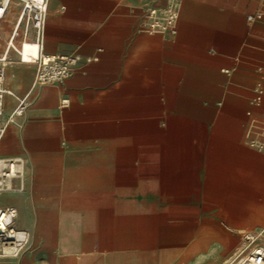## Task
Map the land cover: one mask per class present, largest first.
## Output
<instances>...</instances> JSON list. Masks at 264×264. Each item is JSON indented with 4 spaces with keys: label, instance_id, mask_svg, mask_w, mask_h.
I'll use <instances>...</instances> for the list:
<instances>
[{
    "label": "crops",
    "instance_id": "crops-1",
    "mask_svg": "<svg viewBox=\"0 0 264 264\" xmlns=\"http://www.w3.org/2000/svg\"><path fill=\"white\" fill-rule=\"evenodd\" d=\"M169 1L180 3L177 33L143 31L146 9ZM262 9L264 0H49L43 52L99 60L34 86L35 65L5 51L4 119L17 98L28 106L0 142L1 157L24 160L13 180L22 189L0 194V207L16 208L29 242L0 264H175L177 251L199 250L219 259L227 231L262 227L264 153L245 135L250 116L264 124V100L253 103L264 19L247 21ZM19 14L13 1L0 52ZM241 205L246 219L234 213Z\"/></svg>",
    "mask_w": 264,
    "mask_h": 264
},
{
    "label": "built area",
    "instance_id": "built-area-1",
    "mask_svg": "<svg viewBox=\"0 0 264 264\" xmlns=\"http://www.w3.org/2000/svg\"><path fill=\"white\" fill-rule=\"evenodd\" d=\"M13 1L19 2L20 14L8 48L13 47L20 55V51L16 50L12 42L19 35L18 28L21 24L24 25V37H27L31 32L34 34V42L40 46L39 55L28 62L34 64L36 68L34 86L59 84L69 78L77 66L99 60L98 56H82L79 53L61 55L44 53L43 36L49 0H0V20L5 16ZM179 17L180 3L177 1H169L165 6H150L146 9L145 20L141 29L149 34L175 35L178 30ZM263 19L264 9L249 14L247 17L250 24ZM21 60L24 61L23 58ZM9 62L7 52L0 55V139L6 132L7 126L10 123H15L17 118L23 116L28 106L26 98H17L18 103L13 112L4 119L3 100L6 93L4 80ZM259 71L262 79L254 87L253 99V103L257 106L264 100V67H260ZM68 105V99H61V107ZM245 135L250 146L260 152L264 151V124L262 122L250 116ZM23 173L24 160L22 158L0 156V194L21 190L22 187H13V180L22 178ZM16 216V208L12 206L0 207V256H17L29 242L28 232L14 227ZM258 237L252 232H246L241 237V244L221 264H264V244L257 242Z\"/></svg>",
    "mask_w": 264,
    "mask_h": 264
},
{
    "label": "rangeland",
    "instance_id": "rangeland-1",
    "mask_svg": "<svg viewBox=\"0 0 264 264\" xmlns=\"http://www.w3.org/2000/svg\"><path fill=\"white\" fill-rule=\"evenodd\" d=\"M1 23V22H0ZM16 24L14 23L12 25L11 28V32L8 34V38L6 43L4 44V47L2 49V51L0 52V54L4 53L5 51H9L10 53H17V51H15L13 49V47L8 48L9 46V41H10V37H11V33L12 31L15 29ZM18 32L19 35L15 37V39L13 40L14 46L16 47V50L19 51V49L21 48V43L25 40L28 41H33L29 38V35L27 37H24V25L21 24L18 28ZM34 42V41H33ZM1 142V141H0ZM262 153H264V151H262ZM248 208L246 206L241 205L240 208H238L234 213L235 215H238L240 217H242L243 219L248 218V212H247ZM260 218V216H259ZM263 218H260V220L262 221ZM264 225L261 227L260 225L258 226H253V227H249L246 228L245 231L246 232H252L254 233V235H256L258 237L257 242L264 244V238L262 236H260V232L263 231ZM239 232H242L241 235H237L234 234L233 232H228L227 234V246L225 249V253L224 255L221 256V258H217V252H215L214 250H211L210 253L209 252H203L202 250L200 251H196L194 252L192 255L190 256H183V255H178V251L176 252L175 256H174V263L175 264H221L222 260L226 257H228L234 250L235 247L239 246L242 242L241 237L242 235H244L246 232H243V230L241 228L238 229ZM211 236L213 237L212 242L214 243V239L215 242L218 241V237L219 235L217 233H212ZM213 245V244H212ZM215 245H218L217 243H215Z\"/></svg>",
    "mask_w": 264,
    "mask_h": 264
},
{
    "label": "bare ground",
    "instance_id": "bare-ground-1",
    "mask_svg": "<svg viewBox=\"0 0 264 264\" xmlns=\"http://www.w3.org/2000/svg\"><path fill=\"white\" fill-rule=\"evenodd\" d=\"M12 45H14L13 42H12ZM19 50L23 54V60L25 62H30L31 60L36 58L40 53L39 52V45L37 43H31L28 40L24 41L21 44V48ZM1 139H0V141H1ZM13 236L16 237V235H13ZM260 236H262L264 238V228H263V231L260 232Z\"/></svg>",
    "mask_w": 264,
    "mask_h": 264
}]
</instances>
